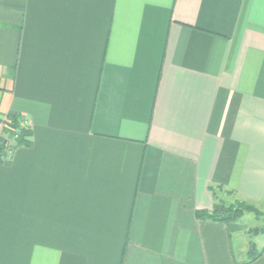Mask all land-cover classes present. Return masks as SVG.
Instances as JSON below:
<instances>
[{
    "label": "crops",
    "instance_id": "0c3cea01",
    "mask_svg": "<svg viewBox=\"0 0 264 264\" xmlns=\"http://www.w3.org/2000/svg\"><path fill=\"white\" fill-rule=\"evenodd\" d=\"M224 198L264 206V0H0V264H243Z\"/></svg>",
    "mask_w": 264,
    "mask_h": 264
},
{
    "label": "trees",
    "instance_id": "16d2710c",
    "mask_svg": "<svg viewBox=\"0 0 264 264\" xmlns=\"http://www.w3.org/2000/svg\"><path fill=\"white\" fill-rule=\"evenodd\" d=\"M14 123L18 125L19 120L14 118ZM24 135L23 139L24 140ZM252 206L247 205L245 202L238 205H225L223 203H215L212 211H197L196 215L199 219L209 220L212 222L218 223H230L236 222L242 216L245 215L246 212H252ZM262 254V250H258L254 243H250L249 251H248V260L243 264H248L255 261Z\"/></svg>",
    "mask_w": 264,
    "mask_h": 264
},
{
    "label": "rangeland",
    "instance_id": "374dc122",
    "mask_svg": "<svg viewBox=\"0 0 264 264\" xmlns=\"http://www.w3.org/2000/svg\"><path fill=\"white\" fill-rule=\"evenodd\" d=\"M245 202L247 205L252 206V212H246L238 222L241 226H246L247 230L244 233L245 239H249L250 243H254L258 250H260L261 245L264 243V206L252 202L234 200L231 198L224 200H218L217 203H223L225 205H238ZM250 245V244H249Z\"/></svg>",
    "mask_w": 264,
    "mask_h": 264
},
{
    "label": "built area",
    "instance_id": "2783aa9c",
    "mask_svg": "<svg viewBox=\"0 0 264 264\" xmlns=\"http://www.w3.org/2000/svg\"><path fill=\"white\" fill-rule=\"evenodd\" d=\"M13 129L12 140H8L4 143L5 157H10L14 154V146L21 140L24 131H27L30 127L28 120H23L22 124L16 128L11 125ZM19 144V143H18Z\"/></svg>",
    "mask_w": 264,
    "mask_h": 264
}]
</instances>
